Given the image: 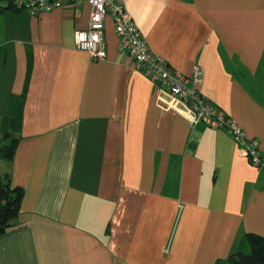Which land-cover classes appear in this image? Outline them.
Returning <instances> with one entry per match:
<instances>
[{
  "label": "crops",
  "instance_id": "crops-1",
  "mask_svg": "<svg viewBox=\"0 0 264 264\" xmlns=\"http://www.w3.org/2000/svg\"><path fill=\"white\" fill-rule=\"evenodd\" d=\"M149 51L258 141L264 156V0H122ZM90 6L0 5V158L23 189L0 264H218L264 238V159L133 69L112 18L104 60L76 47Z\"/></svg>",
  "mask_w": 264,
  "mask_h": 264
},
{
  "label": "built area",
  "instance_id": "built-area-1",
  "mask_svg": "<svg viewBox=\"0 0 264 264\" xmlns=\"http://www.w3.org/2000/svg\"><path fill=\"white\" fill-rule=\"evenodd\" d=\"M77 1L0 0V5L5 4L17 11L37 15L73 6ZM87 3L90 6L87 28L75 32L76 47L79 50L86 52L92 59H105L104 20L110 16L114 31L121 40L122 49L131 59L134 70L153 84H158L162 92L177 98L185 107L190 120L229 134L241 147L249 164L254 167L261 166L264 156L259 151L258 141L248 139L232 119L200 93L202 70L199 65L192 67L190 75H184L170 68L162 58L153 55L125 11L122 0H87Z\"/></svg>",
  "mask_w": 264,
  "mask_h": 264
},
{
  "label": "trees",
  "instance_id": "trees-1",
  "mask_svg": "<svg viewBox=\"0 0 264 264\" xmlns=\"http://www.w3.org/2000/svg\"><path fill=\"white\" fill-rule=\"evenodd\" d=\"M9 8L15 10L10 6ZM16 143V140H12L9 145L0 147V158L10 161L13 158ZM22 199V188L13 187L7 176L0 181V236L13 227ZM245 242L249 248L247 253L232 254L225 263L218 264H264V238L256 234H246Z\"/></svg>",
  "mask_w": 264,
  "mask_h": 264
},
{
  "label": "rangeland",
  "instance_id": "rangeland-1",
  "mask_svg": "<svg viewBox=\"0 0 264 264\" xmlns=\"http://www.w3.org/2000/svg\"><path fill=\"white\" fill-rule=\"evenodd\" d=\"M249 251V250H248Z\"/></svg>",
  "mask_w": 264,
  "mask_h": 264
}]
</instances>
